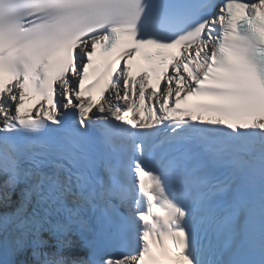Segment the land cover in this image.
<instances>
[{
  "label": "snow or ice",
  "instance_id": "1",
  "mask_svg": "<svg viewBox=\"0 0 264 264\" xmlns=\"http://www.w3.org/2000/svg\"><path fill=\"white\" fill-rule=\"evenodd\" d=\"M162 258L264 264V0H0V264Z\"/></svg>",
  "mask_w": 264,
  "mask_h": 264
}]
</instances>
